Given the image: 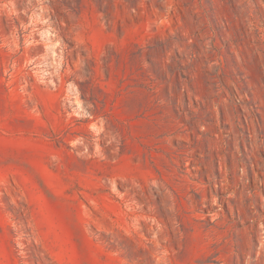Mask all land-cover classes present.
Listing matches in <instances>:
<instances>
[{
    "label": "rangeland",
    "instance_id": "obj_1",
    "mask_svg": "<svg viewBox=\"0 0 264 264\" xmlns=\"http://www.w3.org/2000/svg\"><path fill=\"white\" fill-rule=\"evenodd\" d=\"M0 264H264V0H0Z\"/></svg>",
    "mask_w": 264,
    "mask_h": 264
}]
</instances>
